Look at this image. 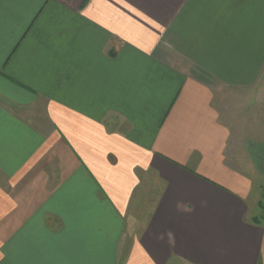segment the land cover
<instances>
[{"label": "crops", "instance_id": "crops-1", "mask_svg": "<svg viewBox=\"0 0 264 264\" xmlns=\"http://www.w3.org/2000/svg\"><path fill=\"white\" fill-rule=\"evenodd\" d=\"M263 74L264 0H0V264H264Z\"/></svg>", "mask_w": 264, "mask_h": 264}, {"label": "rangeland", "instance_id": "rangeland-1", "mask_svg": "<svg viewBox=\"0 0 264 264\" xmlns=\"http://www.w3.org/2000/svg\"><path fill=\"white\" fill-rule=\"evenodd\" d=\"M215 106L221 119L231 129V141L236 143L235 158L240 157L242 142L246 138H264V74L250 89H218L215 92ZM31 114L34 116V113ZM231 152L232 149L229 153ZM254 188L255 192L250 198L253 205L249 216L264 224V208L259 207L260 203L264 204V181L258 180Z\"/></svg>", "mask_w": 264, "mask_h": 264}, {"label": "trees", "instance_id": "trees-1", "mask_svg": "<svg viewBox=\"0 0 264 264\" xmlns=\"http://www.w3.org/2000/svg\"><path fill=\"white\" fill-rule=\"evenodd\" d=\"M259 207L264 208V204L263 203H260Z\"/></svg>", "mask_w": 264, "mask_h": 264}]
</instances>
